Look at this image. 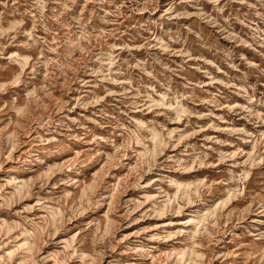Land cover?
I'll return each instance as SVG.
<instances>
[{
    "label": "rangeland",
    "instance_id": "rangeland-1",
    "mask_svg": "<svg viewBox=\"0 0 264 264\" xmlns=\"http://www.w3.org/2000/svg\"><path fill=\"white\" fill-rule=\"evenodd\" d=\"M0 264H264V0H0Z\"/></svg>",
    "mask_w": 264,
    "mask_h": 264
}]
</instances>
